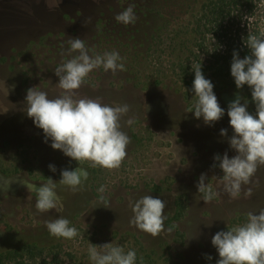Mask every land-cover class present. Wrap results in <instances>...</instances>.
<instances>
[{
  "label": "rangeland",
  "instance_id": "rangeland-1",
  "mask_svg": "<svg viewBox=\"0 0 264 264\" xmlns=\"http://www.w3.org/2000/svg\"><path fill=\"white\" fill-rule=\"evenodd\" d=\"M208 1L0 0V178L13 182L0 187V254L22 252L5 264H92L89 243L112 242L125 252L135 250L136 264H217L220 257L212 237L247 223L249 212L264 209V165H258L237 198L217 179L223 177L222 170L213 168L216 155H237L228 143L234 134L228 106L239 95L255 115L252 90L214 84L225 115L208 126L190 112L196 98L181 80L182 66L205 65L215 49L246 46L249 33L259 37L264 32V2L255 0L250 10L232 9L218 24L202 28L207 39L202 50L197 21ZM133 3L136 22L118 23L115 16ZM69 38L83 40L90 55L115 51L122 58L123 71L101 66L77 92L80 98L129 106L121 130L131 143L118 169L93 168L54 150L26 115L28 89L38 88L49 98L61 94L55 69L72 58ZM128 119L134 122L128 125ZM222 129L227 136L220 135ZM77 167L89 176L82 189L73 191L59 181L62 170ZM202 174L218 193L210 202H204L197 189ZM48 178L56 182L57 207L40 213L35 188ZM101 186L104 193L98 192ZM144 195L166 203L165 231L157 237L130 224V203ZM180 205L183 217L175 221ZM59 217L68 219L79 236H51L45 222ZM28 248L35 254L26 255Z\"/></svg>",
  "mask_w": 264,
  "mask_h": 264
},
{
  "label": "clouds",
  "instance_id": "clouds-1",
  "mask_svg": "<svg viewBox=\"0 0 264 264\" xmlns=\"http://www.w3.org/2000/svg\"><path fill=\"white\" fill-rule=\"evenodd\" d=\"M134 8V3L129 4L115 16V20L124 25L135 23L138 18ZM67 43L70 45L68 55L72 58L55 69L61 94L49 98L45 91L35 87L28 89L26 115L37 128L43 130L45 142L50 139L54 150H60L77 162H88L93 168L118 169L131 143L130 137L121 130V120L129 112V106H110L99 99L80 98L77 92L88 75L101 66L113 73L123 71L124 65L119 62L122 58L115 51L90 55L80 38H69ZM245 45L250 49V55L240 59L238 53H233L231 76L237 89L247 85L252 90L256 114L249 113L248 101L245 99L241 103L242 97L239 95L229 104L227 115L234 134L228 143L237 155L231 159L227 153L223 157L216 155L214 160L218 163L213 164V168L218 166L222 170L223 177L217 179L233 198L239 197L242 185L250 182L258 165H264V32L259 37L249 33ZM192 70L195 72L193 92L196 99L194 111L190 112L194 113L196 119L202 118L206 125L212 126L223 118L225 111L214 94V85L203 75L201 63L192 65ZM133 122L128 119L126 123L131 125ZM220 135L227 136V129H222ZM49 169L56 171L54 165H49ZM88 176V171L80 167L72 171L64 169L59 183L76 191L83 188ZM206 179L205 174L200 176L197 189L203 194V201L210 202L218 193L213 191L211 184L205 183ZM0 180L3 181L0 187L4 188L13 183L3 178ZM47 180L48 183L35 188V207L40 213L57 207L56 182L51 178ZM105 191L104 186L98 189L100 193ZM246 195L250 196L251 192ZM100 200L106 202L103 195ZM130 207L133 212L131 225L152 237L165 231L167 217L164 215L166 203L163 200L144 195L130 203ZM247 216V223L219 231L212 237L211 243L220 257L217 264H264V209L258 214L249 212ZM45 225L50 235L56 238L73 240L79 236L78 230L63 217L46 221ZM167 231L171 232L172 228ZM88 256L92 264H136L137 260L135 250L125 252L123 246L113 242L102 246L89 243ZM207 259L211 260L212 257L208 256Z\"/></svg>",
  "mask_w": 264,
  "mask_h": 264
},
{
  "label": "trees",
  "instance_id": "trees-1",
  "mask_svg": "<svg viewBox=\"0 0 264 264\" xmlns=\"http://www.w3.org/2000/svg\"><path fill=\"white\" fill-rule=\"evenodd\" d=\"M263 1L264 0H260ZM255 0H209L202 9V16L198 19L197 24L200 28L201 34L200 39L201 43L198 46L200 49H204L206 46V37L203 33L202 28H207L214 24H218L220 21L224 20L230 13L232 9H247L250 10L254 6ZM225 36V35H223ZM227 36V35H226ZM199 50V49H198ZM236 52L239 55L240 59H243L245 56L250 55V49L242 44H233L225 47V50L215 49L211 60L207 61L201 65V71L206 79L210 80L212 84H222L229 83L235 85L234 78L231 76V62L233 59V53ZM181 80L184 85L193 90V82L195 79V72L189 66L181 67ZM236 86V85H235ZM243 88L248 89L249 87L245 85ZM250 89V88H249ZM184 206L180 205L176 216L174 217L175 221L180 220L183 217ZM22 254L18 249L8 251L7 253L0 254V264H5L7 260L18 259V256ZM34 249L28 248L26 255H33Z\"/></svg>",
  "mask_w": 264,
  "mask_h": 264
}]
</instances>
